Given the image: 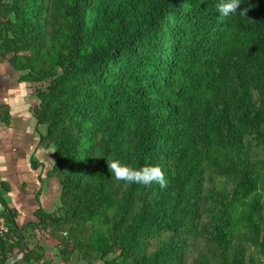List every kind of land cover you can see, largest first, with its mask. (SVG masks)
Listing matches in <instances>:
<instances>
[{
    "label": "trees",
    "instance_id": "1",
    "mask_svg": "<svg viewBox=\"0 0 264 264\" xmlns=\"http://www.w3.org/2000/svg\"><path fill=\"white\" fill-rule=\"evenodd\" d=\"M219 3L1 1L0 50L34 87L61 185L27 227L55 259L36 245L22 263L264 264V0ZM110 158L159 165L166 185L120 180Z\"/></svg>",
    "mask_w": 264,
    "mask_h": 264
},
{
    "label": "crops",
    "instance_id": "2",
    "mask_svg": "<svg viewBox=\"0 0 264 264\" xmlns=\"http://www.w3.org/2000/svg\"><path fill=\"white\" fill-rule=\"evenodd\" d=\"M9 58L0 50V222L6 225V202L17 213L18 230L4 238L13 244L7 249L5 264H26L22 263L24 252L36 245L45 249V260L55 259L58 242L27 227L38 221L34 214L39 209L52 213L58 208L61 185L49 176L55 164L54 149L40 146L39 131L44 128L38 129L34 115L38 104L34 87L23 81L24 73ZM18 237L23 239L21 248ZM69 264L87 263L76 255Z\"/></svg>",
    "mask_w": 264,
    "mask_h": 264
},
{
    "label": "clouds",
    "instance_id": "3",
    "mask_svg": "<svg viewBox=\"0 0 264 264\" xmlns=\"http://www.w3.org/2000/svg\"><path fill=\"white\" fill-rule=\"evenodd\" d=\"M241 4L242 0H220L217 9L223 17H229L237 13L247 14L248 8L240 9ZM107 164L111 172L115 174L116 178L126 182L150 185L155 181L162 187L165 186L167 182L165 173L159 165L147 164L140 168H134L118 158H110L107 161Z\"/></svg>",
    "mask_w": 264,
    "mask_h": 264
},
{
    "label": "built area",
    "instance_id": "4",
    "mask_svg": "<svg viewBox=\"0 0 264 264\" xmlns=\"http://www.w3.org/2000/svg\"><path fill=\"white\" fill-rule=\"evenodd\" d=\"M6 232H7L6 225L0 222V241L6 235Z\"/></svg>",
    "mask_w": 264,
    "mask_h": 264
},
{
    "label": "water",
    "instance_id": "5",
    "mask_svg": "<svg viewBox=\"0 0 264 264\" xmlns=\"http://www.w3.org/2000/svg\"><path fill=\"white\" fill-rule=\"evenodd\" d=\"M1 1H2V0H0V4H1ZM23 250H24V249H22V252H23Z\"/></svg>",
    "mask_w": 264,
    "mask_h": 264
}]
</instances>
